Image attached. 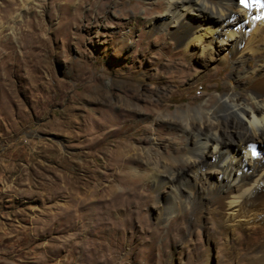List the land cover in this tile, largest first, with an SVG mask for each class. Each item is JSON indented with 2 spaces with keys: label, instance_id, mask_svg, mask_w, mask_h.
<instances>
[{
  "label": "rangeland",
  "instance_id": "obj_1",
  "mask_svg": "<svg viewBox=\"0 0 264 264\" xmlns=\"http://www.w3.org/2000/svg\"><path fill=\"white\" fill-rule=\"evenodd\" d=\"M167 9V0H0V264H254L237 260L235 234L226 240L208 219L211 205L163 215L159 195L171 187L136 181L127 167L187 172L176 112L209 103L238 65L189 58L168 31H150ZM202 120L192 118L194 130Z\"/></svg>",
  "mask_w": 264,
  "mask_h": 264
},
{
  "label": "bare ground",
  "instance_id": "obj_2",
  "mask_svg": "<svg viewBox=\"0 0 264 264\" xmlns=\"http://www.w3.org/2000/svg\"><path fill=\"white\" fill-rule=\"evenodd\" d=\"M249 4L246 8L238 0H167V16L147 21L150 31H168L189 58H228L238 65L228 85L212 95L209 103L177 109L187 135L180 155L187 172L177 173L170 167L162 170L157 164H147L145 169L127 167L137 175L136 181L151 182L157 190L171 187L170 195H159L163 215L211 205L208 219L221 224L226 240L235 234L237 260L250 254L249 262L264 264V0L261 4L249 0ZM192 13L198 18H191ZM222 44L228 45L226 53H222ZM249 58L259 63L254 69L245 67ZM237 84L245 90L233 88ZM125 107H121L124 112L137 111ZM141 109L146 111L145 106ZM194 117L203 118L200 130L193 129ZM221 125L228 129L222 130ZM128 185L134 187L133 182ZM117 191L118 187L108 186L111 197L116 198Z\"/></svg>",
  "mask_w": 264,
  "mask_h": 264
},
{
  "label": "snow or ice",
  "instance_id": "obj_3",
  "mask_svg": "<svg viewBox=\"0 0 264 264\" xmlns=\"http://www.w3.org/2000/svg\"><path fill=\"white\" fill-rule=\"evenodd\" d=\"M253 2L256 4H261V0H253ZM238 3L246 8L250 6L249 0H238Z\"/></svg>",
  "mask_w": 264,
  "mask_h": 264
}]
</instances>
